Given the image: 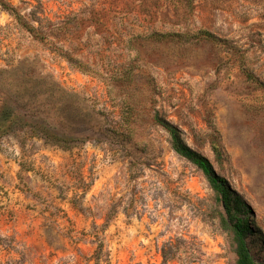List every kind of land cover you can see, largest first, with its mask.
<instances>
[{
	"label": "rangeland",
	"instance_id": "obj_1",
	"mask_svg": "<svg viewBox=\"0 0 264 264\" xmlns=\"http://www.w3.org/2000/svg\"><path fill=\"white\" fill-rule=\"evenodd\" d=\"M0 3V264H234L156 113L242 197L264 258V0Z\"/></svg>",
	"mask_w": 264,
	"mask_h": 264
},
{
	"label": "trees",
	"instance_id": "obj_2",
	"mask_svg": "<svg viewBox=\"0 0 264 264\" xmlns=\"http://www.w3.org/2000/svg\"><path fill=\"white\" fill-rule=\"evenodd\" d=\"M0 6L4 9H9L2 3H0ZM7 11L11 12V10ZM22 26L29 34L40 42L45 41L44 37H41L36 33V29L33 26L26 23H23ZM199 35L202 40L218 42V39L211 33L200 31ZM59 55L66 59L71 66L77 69H82V64L69 57L68 54L63 52ZM247 77L253 79L249 75ZM153 120L168 135L172 151L179 157L194 165L203 174L210 189L216 195V200L222 210L220 216L221 225L231 233V240L235 253L234 264H264V258L262 260H256L251 252L250 243L255 232L251 227L250 219L248 217V206L242 197L230 188L224 178L217 175L212 164L206 157L192 150L184 143L180 131L175 126L164 120L157 113L154 114ZM211 149L216 160H221L222 150L219 145L216 142H212Z\"/></svg>",
	"mask_w": 264,
	"mask_h": 264
}]
</instances>
